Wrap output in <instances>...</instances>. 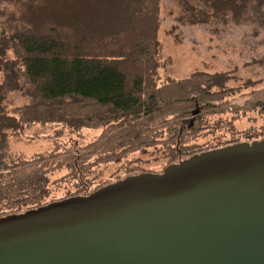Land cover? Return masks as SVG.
I'll return each mask as SVG.
<instances>
[{"label": "trees", "instance_id": "obj_1", "mask_svg": "<svg viewBox=\"0 0 264 264\" xmlns=\"http://www.w3.org/2000/svg\"><path fill=\"white\" fill-rule=\"evenodd\" d=\"M18 14L0 19V217L24 212L98 188L141 172L126 169L113 181L95 185L84 179L95 164L119 162L136 151L160 146L168 165L218 146L189 144L194 129L212 114L264 113V88L251 91L243 106L230 104L227 73L195 72L188 78L160 80V0H15ZM187 24L212 18L240 23L245 13L264 26V0H176ZM3 14V13H0ZM16 24H19L16 25ZM67 32L65 35L64 33ZM95 42V53L86 45ZM14 58L8 56V51ZM252 81L243 83L244 88ZM16 93L23 104L8 109ZM77 130L103 127L97 139L78 152L53 149L32 156L14 154L11 138L35 125ZM95 160L88 162L89 155ZM79 171L77 190L46 200L49 172ZM161 172V171H160ZM159 173V172H154Z\"/></svg>", "mask_w": 264, "mask_h": 264}, {"label": "water", "instance_id": "obj_2", "mask_svg": "<svg viewBox=\"0 0 264 264\" xmlns=\"http://www.w3.org/2000/svg\"><path fill=\"white\" fill-rule=\"evenodd\" d=\"M0 264H264V138L1 216Z\"/></svg>", "mask_w": 264, "mask_h": 264}, {"label": "rangeland", "instance_id": "obj_3", "mask_svg": "<svg viewBox=\"0 0 264 264\" xmlns=\"http://www.w3.org/2000/svg\"><path fill=\"white\" fill-rule=\"evenodd\" d=\"M15 0H0V19L18 14ZM160 26L157 39L161 44V61L166 63L158 69L160 80L188 78L195 72L208 74L227 73L229 89L235 92L226 98L230 104L243 106L249 93L264 88V26L251 21L249 13L236 24L231 21L212 18L208 23L187 24L178 20L181 14L176 0H160ZM19 26V24H16ZM65 35L67 32L64 33ZM95 53V42L86 45ZM8 56L14 58L9 50ZM254 84L244 88L243 83ZM24 100L16 93H9L5 101L8 109L23 104ZM200 129L194 137H189V144L218 146L233 140H244L247 135L264 138V113L249 111L245 114H212L195 124ZM103 127H82L72 130L60 125H35L24 129L11 138V151L29 157L53 149L78 152L85 145L97 139ZM249 139V141L255 140ZM95 160V154L89 155L88 162ZM168 164V157L161 145L147 147L145 152L136 151L119 162H103L93 165L84 174V179L92 182L89 188L115 180L126 174V169L133 167L145 172H160ZM69 170L65 167L47 174L49 195L46 200L62 198L77 190L76 183L81 172L73 177H63Z\"/></svg>", "mask_w": 264, "mask_h": 264}]
</instances>
